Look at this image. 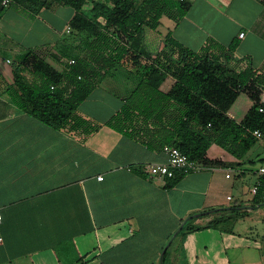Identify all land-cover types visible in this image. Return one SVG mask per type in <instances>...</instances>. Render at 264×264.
<instances>
[{
    "label": "crops",
    "instance_id": "0c3cea01",
    "mask_svg": "<svg viewBox=\"0 0 264 264\" xmlns=\"http://www.w3.org/2000/svg\"><path fill=\"white\" fill-rule=\"evenodd\" d=\"M189 1L178 21L163 15L146 29L152 52L170 31L195 51L209 38L237 40V67L264 65V0ZM73 14L58 6L32 15L7 3L0 15V264H264V204L253 206L251 191L259 169L246 187L244 156L212 144L207 154L219 163L175 183L152 176L147 164L167 155L106 124L128 94L109 75L113 85L98 84L77 109L100 124L87 135L50 127L12 102L11 59L33 50L60 69ZM172 83L168 78L161 88ZM232 207L247 212L232 225L208 224Z\"/></svg>",
    "mask_w": 264,
    "mask_h": 264
},
{
    "label": "trees",
    "instance_id": "16d2710c",
    "mask_svg": "<svg viewBox=\"0 0 264 264\" xmlns=\"http://www.w3.org/2000/svg\"><path fill=\"white\" fill-rule=\"evenodd\" d=\"M7 3L32 15L42 8L74 9L57 60L60 69L33 50L11 61L13 81L6 92L19 109L42 123L85 135L96 131L100 124L78 114L79 105L115 69L131 65L139 81L106 121L108 126L153 147L172 145L207 165L219 163L207 154L212 144L242 158L258 140L264 142V65L237 67V40L223 45L209 38L195 51L169 31L157 51L149 49L146 29L156 28L163 15L181 19L189 0H0V15ZM168 78L173 83L163 90ZM184 174L176 172L171 182ZM254 185L253 206L264 204V173ZM235 207L208 224L232 225L247 212Z\"/></svg>",
    "mask_w": 264,
    "mask_h": 264
},
{
    "label": "built area",
    "instance_id": "2783aa9c",
    "mask_svg": "<svg viewBox=\"0 0 264 264\" xmlns=\"http://www.w3.org/2000/svg\"><path fill=\"white\" fill-rule=\"evenodd\" d=\"M4 2H8V0H4ZM68 31H69V27H68ZM239 35L242 37L244 35V32H241ZM73 61H74L73 59H70V62ZM7 62H10V59H7ZM254 134L257 137L261 136V132L259 130H254ZM162 149L166 153L167 159L164 162H151L147 164L148 172L152 176L173 178L176 172L188 173V172L201 171L208 166L207 164H204L200 161H196L188 158L183 151L172 145L165 144L162 147ZM259 173H264L263 166L259 168ZM226 175L230 176L229 173H227ZM98 178L101 179L102 176H99ZM251 191L253 193L256 192V185L252 187ZM228 198H230V196H228ZM0 219H1V214H0Z\"/></svg>",
    "mask_w": 264,
    "mask_h": 264
},
{
    "label": "rangeland",
    "instance_id": "374dc122",
    "mask_svg": "<svg viewBox=\"0 0 264 264\" xmlns=\"http://www.w3.org/2000/svg\"><path fill=\"white\" fill-rule=\"evenodd\" d=\"M57 17H58V20H62V14L60 12ZM12 60L13 59H11V61ZM108 79H110V81L111 80L114 81L115 83L114 88H116L120 92H127V93H129L139 81V77L135 73V71H130V70L124 69L123 67H119L115 69L111 74H109ZM108 81L109 80H107V78H104L101 81V84H100L101 87L105 88L107 86L113 85V84H110V82ZM244 163L246 167L249 169V176L246 179V183H245V186L247 187V186H251L252 184L251 182L255 178L254 171L259 169L260 166H264V143L262 142V140H258L252 146V148L244 155Z\"/></svg>",
    "mask_w": 264,
    "mask_h": 264
},
{
    "label": "water",
    "instance_id": "95a60500",
    "mask_svg": "<svg viewBox=\"0 0 264 264\" xmlns=\"http://www.w3.org/2000/svg\"><path fill=\"white\" fill-rule=\"evenodd\" d=\"M200 213H196V214H193V215H199ZM182 225L180 227H178V229L176 230L175 234H177L179 232V230L181 229ZM165 251V248L163 249V252ZM160 264H163L162 262V258L160 259Z\"/></svg>",
    "mask_w": 264,
    "mask_h": 264
}]
</instances>
